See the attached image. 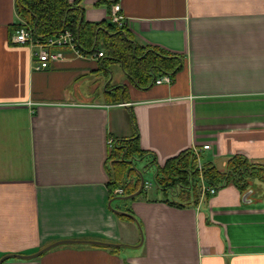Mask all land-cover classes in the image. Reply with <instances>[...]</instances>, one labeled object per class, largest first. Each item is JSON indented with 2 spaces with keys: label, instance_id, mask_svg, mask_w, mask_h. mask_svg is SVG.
<instances>
[{
  "label": "crops",
  "instance_id": "1",
  "mask_svg": "<svg viewBox=\"0 0 264 264\" xmlns=\"http://www.w3.org/2000/svg\"><path fill=\"white\" fill-rule=\"evenodd\" d=\"M79 1L94 24L117 1L137 44L183 68L148 87L95 56L37 71L32 49L11 42L23 24L16 0H0V260L94 240L120 247L62 245L3 264H264L263 184L247 201L229 185L181 209L146 186L132 202L112 200L108 170L110 139L137 133L161 167L204 146L219 171L237 155L264 163V0Z\"/></svg>",
  "mask_w": 264,
  "mask_h": 264
},
{
  "label": "trees",
  "instance_id": "2",
  "mask_svg": "<svg viewBox=\"0 0 264 264\" xmlns=\"http://www.w3.org/2000/svg\"><path fill=\"white\" fill-rule=\"evenodd\" d=\"M80 4L79 0L74 3L70 0H16V11L18 17L33 28L38 39L46 41L67 31L72 32L81 53L95 56L103 52L102 63L105 66L120 64L138 87H148L159 78L165 75L173 77L182 70V57L160 49L141 47L126 26L118 27L110 19L98 24L86 22ZM21 26V23L15 25L11 33ZM111 140L108 170L112 200L129 203L145 193L144 185L140 195L128 199L142 188L144 178L143 171L138 168L140 163L144 164V170L155 171L154 181L166 196V202L181 209L199 206L201 176L212 187L223 189L234 185L243 195L253 190L256 183L264 185V163H253L243 156L230 158L224 171H219L212 162L203 161L201 175L192 151L170 159L161 167L153 153L142 150L138 133L132 138ZM117 189H122L123 193L116 195ZM112 210L121 219L138 222L131 208Z\"/></svg>",
  "mask_w": 264,
  "mask_h": 264
},
{
  "label": "built area",
  "instance_id": "3",
  "mask_svg": "<svg viewBox=\"0 0 264 264\" xmlns=\"http://www.w3.org/2000/svg\"><path fill=\"white\" fill-rule=\"evenodd\" d=\"M125 20L121 5L119 3L114 4L111 8L110 21L118 27H123L125 26ZM11 42L15 45H22L32 49L35 69L37 71L50 70L55 64L64 61L68 54H72L76 58L86 57V55L81 53L77 48L75 37L72 32L67 31L43 41L35 36L33 28L25 22H23L21 28L13 34ZM103 56V52L95 55L98 59H101ZM172 82V76L165 75L156 81V85L171 84ZM112 144L113 140L110 139L109 146H112ZM209 150H211L210 146H204L202 149L194 148L192 150L197 159L198 169L201 175L204 161L202 154ZM200 185V202L205 201L208 196L212 197L217 195L221 190L210 186L202 176ZM145 186L148 188V183H145ZM122 193V189H117L115 191L116 195H121Z\"/></svg>",
  "mask_w": 264,
  "mask_h": 264
},
{
  "label": "water",
  "instance_id": "4",
  "mask_svg": "<svg viewBox=\"0 0 264 264\" xmlns=\"http://www.w3.org/2000/svg\"><path fill=\"white\" fill-rule=\"evenodd\" d=\"M144 185L145 184H144V179H143V184H142L141 190L136 195L131 196L128 199H131V198H134V197L140 195L141 192L143 191ZM250 194H251V192H248L245 194L244 201H247V198L250 196ZM116 212L122 213L119 211H116ZM122 214H124L126 216H131L128 213H122ZM70 244H85V245H93V246L108 247V248L120 247V245H115V244H111V243H104V242L94 241V240H64V241H58V242L52 243V244L46 246L45 248L41 249L39 252L32 254V255H8V256H5L3 259L0 260V264H3L5 261L10 260V259H20V260L37 259V258L41 257L42 255H44L46 252H48V251H50V250H52L58 246L70 245Z\"/></svg>",
  "mask_w": 264,
  "mask_h": 264
},
{
  "label": "rangeland",
  "instance_id": "5",
  "mask_svg": "<svg viewBox=\"0 0 264 264\" xmlns=\"http://www.w3.org/2000/svg\"><path fill=\"white\" fill-rule=\"evenodd\" d=\"M114 67H115V72L118 73L119 71L118 67L116 65ZM143 167L144 164L142 163L138 165V168L143 171V178L145 182L148 183L149 195L152 197L161 196L166 198V196L162 193V191L159 190L158 186L154 181L155 171L153 169L144 170ZM168 197L172 199V196L170 194Z\"/></svg>",
  "mask_w": 264,
  "mask_h": 264
}]
</instances>
